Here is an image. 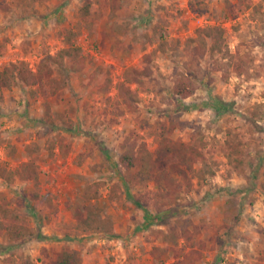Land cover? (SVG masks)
<instances>
[{"label":"rangeland","instance_id":"374dc122","mask_svg":"<svg viewBox=\"0 0 264 264\" xmlns=\"http://www.w3.org/2000/svg\"><path fill=\"white\" fill-rule=\"evenodd\" d=\"M83 1L0 0V70L34 72L48 55L56 80L1 92L0 173L27 149L38 159L35 184L0 178V209L24 234L8 240L0 217V264H52L63 249L81 264H264V0H89L80 20ZM68 39L78 72L56 57ZM143 68L123 84L137 98L128 105L123 72ZM180 81L185 99L173 93ZM161 135L202 139L203 160L127 183L117 157L130 147L153 157ZM77 208L108 218L109 236L81 231Z\"/></svg>","mask_w":264,"mask_h":264},{"label":"trees","instance_id":"16d2710c","mask_svg":"<svg viewBox=\"0 0 264 264\" xmlns=\"http://www.w3.org/2000/svg\"><path fill=\"white\" fill-rule=\"evenodd\" d=\"M90 1L84 0L82 5L77 11V16L80 20H84L89 16ZM72 37V34H70ZM56 57L59 60L67 59L69 61L68 70L70 72H78L83 68L84 59L80 56L79 49L73 46L69 39L67 40V47L57 51ZM55 61L52 56H44L38 62L34 72L30 71L26 65L20 63H10L0 70V96L2 90H7L16 83H21L25 87H31L37 85L41 88L43 84L48 85L49 88L55 89L56 80L51 75L50 62ZM147 75V68L142 70H126L123 72V81L118 86V95L122 97L126 104L135 102L136 96L130 92L128 87L123 84H129L132 82H139L138 76L145 77ZM192 89L190 84H186L183 81L176 83L173 87V93L181 99H185L191 95ZM216 107H212L214 111L225 109V104L219 102L216 103ZM49 111V102H44V114L47 115ZM256 112H251L255 114ZM204 142L200 139L196 145H189L186 143H175L167 136H160L157 148L154 151V155L146 153L143 150L134 149L133 147L127 148L117 157V164L123 170L125 181L129 184L143 183L150 177V171L153 168H162L163 170H170L178 175H182L186 170L192 169V165L198 161L203 160V155L198 148H202ZM227 150L225 152V158L228 163L234 168H239L242 164L237 149V144H227ZM26 161L22 162L20 166L12 172H7V176H4L5 172L0 173V178L4 179L6 183H10L14 178L20 183L35 184L37 182V164L38 157L35 155L34 150L27 149ZM36 198L35 195H33ZM73 216L78 223V227L81 231L91 229L96 233H103L109 236L110 220L108 218L94 219L89 216L88 211L83 213L81 208H77L73 212ZM0 217L10 222L6 229V238L8 240L22 239L24 234L21 231H16L14 221L17 217L4 209H0ZM20 264H32L27 259H24ZM52 264H81L78 255L72 251L60 250Z\"/></svg>","mask_w":264,"mask_h":264}]
</instances>
